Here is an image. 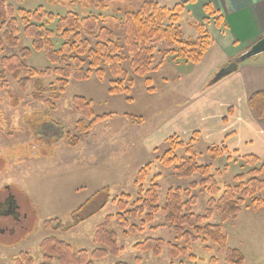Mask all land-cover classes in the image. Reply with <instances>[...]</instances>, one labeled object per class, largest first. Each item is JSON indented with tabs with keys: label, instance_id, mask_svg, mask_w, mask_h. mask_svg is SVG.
I'll list each match as a JSON object with an SVG mask.
<instances>
[{
	"label": "rangeland",
	"instance_id": "1",
	"mask_svg": "<svg viewBox=\"0 0 264 264\" xmlns=\"http://www.w3.org/2000/svg\"><path fill=\"white\" fill-rule=\"evenodd\" d=\"M144 1L140 0L136 4L135 0H7L15 9L33 10L42 6L55 15H63L68 11L79 16L90 13L96 15L99 18L98 24L109 27L113 39L121 46L123 64L131 81L127 82L128 93L112 94L108 92L109 81L112 79L108 70L102 79L94 74L82 81L70 79L65 92L54 101L55 108L51 109L32 97L33 79H30L26 91L22 92L16 81L6 75L5 83L0 89V196L6 193L11 195L15 201V212L1 215L4 212L2 207L0 209V264H16L15 260L21 252H27L34 264H59L56 258L47 261L40 250L41 240L48 236L67 242L74 251H91L97 247L94 243L97 226L104 221L106 215L116 212L112 198L129 193L130 202L133 201L136 197L134 180L138 170L147 163L151 164V168L144 186L149 184L154 174H160L157 180L160 186V206L164 203L169 187H187L190 182L200 179L198 175L190 179L175 177L172 167H164L157 160L168 149V142L163 140L154 149L149 148L144 144L141 134L138 137L135 134L136 128L143 132L148 127L131 122L124 115L141 116L145 122L154 112H161L163 106L166 107V101L178 91H181L182 96L190 89L193 93L194 86L197 92L201 91L222 67L219 66L220 63L228 61L234 51L214 32L213 26H219L215 23L219 19H216L218 17L214 13L208 15L207 12L206 18L198 17L193 9L189 12V7L184 5L176 30L180 39L194 40L199 35L195 23L202 25L211 37L210 47L203 57L198 63L192 64L182 58L177 59L175 55H167L160 68L151 69L145 76L135 74L129 65V56L123 43V14L135 11ZM151 1L168 7L179 3L178 0ZM104 4L107 5L105 8L102 7ZM49 27L53 28V24ZM18 36V47L6 48L5 54L31 47V39L23 35L20 26ZM82 36H85L83 31ZM53 43L56 47L59 46V35L53 38ZM156 46L154 65L164 50L162 42ZM25 62L38 69L52 67L43 51H32ZM183 64H192L194 67L185 70ZM212 68L213 71L210 70ZM208 71H212V76L202 84V77ZM145 78L150 79L149 85L145 83ZM163 78L167 79V85L162 84ZM55 79L54 75L40 78L45 85ZM12 95L20 96L15 106L12 105ZM75 95L92 101L94 115H112L95 124L88 137L80 136L78 145L70 147L63 136L67 132L73 134L76 121L83 118L73 107L72 98ZM128 97L131 99L127 100ZM172 118H160L154 129L168 126ZM195 147L201 153L198 155V162H210L203 154L207 147L204 137H198ZM177 154L182 155V152L178 151ZM210 163L211 172L221 189L225 184L232 183L234 175L248 170L240 156L227 158L222 155ZM218 168L221 172L216 174L215 170ZM198 191L199 187L192 191L197 198L192 210L202 213L208 195ZM250 201V198L246 199L235 219L223 223L226 248L238 249L245 257V264H264V207L254 210ZM56 218L62 224L70 226V229L58 231L44 228L46 220ZM129 221L139 224L138 219L131 218ZM210 222L217 223L218 220L213 216ZM152 224L159 226L158 229H150L152 225L148 224L128 236L123 235L122 228L112 224L121 251L118 255H107L94 263L227 264L224 261L225 249H220L210 241L191 242L188 252L178 257L169 256L166 248L159 255L137 250L134 245L147 237L162 238L166 242L184 245L183 241L175 240V234L161 212L155 214ZM205 247H209V250H205Z\"/></svg>",
	"mask_w": 264,
	"mask_h": 264
},
{
	"label": "trees",
	"instance_id": "2",
	"mask_svg": "<svg viewBox=\"0 0 264 264\" xmlns=\"http://www.w3.org/2000/svg\"><path fill=\"white\" fill-rule=\"evenodd\" d=\"M106 6L104 4L102 7ZM183 6L182 3H176L168 7L147 0L135 11H127L123 14V43L129 56V65L135 74L145 76L151 69L158 68L167 55H175L177 59L182 58L192 64L198 63L203 57L210 47L211 37L202 25L195 23V29L199 34L196 39L179 38L176 25L184 11ZM204 9L208 10L205 11L206 14L212 13L207 6ZM98 20L99 18L92 13L79 16L75 12L68 11L63 15H55L42 6L33 10L15 9L7 3V0H0V89L5 83L6 75L16 81L22 92L26 91L30 79H33L32 97L54 109L56 106L54 101L65 92L70 79L82 81L92 74L102 79L108 70L112 76L108 92L128 93L127 82L131 79L123 64L121 46L113 39L109 27L100 26ZM215 23L219 25L218 20ZM50 24H53V28L49 27ZM19 26L23 35L31 39V47H23L18 52L5 54L6 48L12 49L19 45ZM82 31L85 36H82ZM56 35L61 38L58 47L53 43ZM160 42L163 43L164 50L154 65L156 45ZM32 51H43L52 67L38 69L28 66L25 60L30 57ZM51 75L56 77L54 82L45 85L40 80ZM149 82L150 79L145 78L147 85ZM19 97L12 95L13 106L17 105ZM72 104L83 118L76 121L73 134L67 132L63 137L68 146L75 147L80 141V136L88 137L90 129L95 124L112 114L94 115L92 101L83 96H73ZM248 106L255 118H263L264 91L252 93L248 98ZM124 116L136 124L143 122L141 116L131 114ZM198 137V132H193L186 140L177 135H170L166 139L168 149L157 157L161 165L172 167V173L178 179H190L198 175L200 176L198 181L190 182L187 187H169L165 193L164 203L160 206L158 204L160 186L157 182L160 174H154L149 184L144 186L151 168V164L147 163L138 170L134 180L135 199L130 202L129 193H122L112 198L116 212L106 215L104 221L97 226L94 234V243L97 247L91 251L86 249L74 251L67 242L48 236L39 244L44 258L47 261L56 258L59 264H95V260L107 255H118L121 248L117 244V233L112 228V224L122 228L124 236L136 233L148 224L152 225L150 229H158L159 226H153L152 222L155 214L161 212L165 222L175 234V240L183 241L184 245L166 242L162 238L147 237L134 245L137 250L159 255L162 249L166 248L169 256L178 257L188 252L191 242L210 241L220 249H225L224 261L227 264H245V257L238 249L226 248L227 239L223 232V223L236 218L247 198L251 199L252 209L264 207V156H242L248 170L234 175L232 183L225 184L221 189L211 172L210 162L222 155H226L227 158L233 156L222 145H210L203 152L210 162L199 163L198 155L201 153L195 147ZM178 151H181L182 155H178ZM220 172L219 168L215 170L216 174ZM198 187V192H206L208 195L202 213H195L192 210L197 200L192 191ZM213 216L217 218V223L210 222ZM131 218L138 219L139 224L130 223ZM43 226L45 229L58 231L70 229V226L62 224L58 218L46 220ZM205 250H209V247H205ZM15 262L34 264L27 252H21Z\"/></svg>",
	"mask_w": 264,
	"mask_h": 264
},
{
	"label": "crops",
	"instance_id": "3",
	"mask_svg": "<svg viewBox=\"0 0 264 264\" xmlns=\"http://www.w3.org/2000/svg\"><path fill=\"white\" fill-rule=\"evenodd\" d=\"M139 2L140 0H135L136 4ZM178 2L184 3L186 8L189 7V12L193 9L202 18L208 17L203 10L207 6L219 18V26H213L214 32L234 51L228 61L219 66L233 61L264 36V0ZM183 65L185 70L194 67L192 64ZM213 68L210 70L213 71ZM212 71L202 77V84L211 78ZM167 83V79L163 78L162 84ZM257 91H264V53L240 63L237 71L216 83L204 86L199 92L195 86L193 93L190 89L183 96L178 91L166 101V107L163 106L161 112H154L150 119L142 122L143 126L148 127L147 130L140 132L136 128L135 134L137 137L141 134L144 144L154 149L158 142L166 140L170 135L187 138L193 132H198L200 137L205 138L207 146L222 145L231 156L263 157L264 117L255 118L248 106V98ZM170 116L173 118L168 126L154 129L160 118L164 120Z\"/></svg>",
	"mask_w": 264,
	"mask_h": 264
},
{
	"label": "water",
	"instance_id": "4",
	"mask_svg": "<svg viewBox=\"0 0 264 264\" xmlns=\"http://www.w3.org/2000/svg\"><path fill=\"white\" fill-rule=\"evenodd\" d=\"M264 53V36L258 41L249 46L244 52L238 55L233 61L229 62L226 66H222L208 82V85L216 83L220 79L237 71L238 65L250 58Z\"/></svg>",
	"mask_w": 264,
	"mask_h": 264
},
{
	"label": "flooded vegetation",
	"instance_id": "5",
	"mask_svg": "<svg viewBox=\"0 0 264 264\" xmlns=\"http://www.w3.org/2000/svg\"><path fill=\"white\" fill-rule=\"evenodd\" d=\"M14 199L11 197V195H7V193L4 196H0V209L3 208V212L1 215L9 213H13L14 211ZM5 223V222H4ZM1 231V228H0Z\"/></svg>",
	"mask_w": 264,
	"mask_h": 264
}]
</instances>
